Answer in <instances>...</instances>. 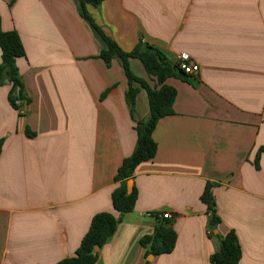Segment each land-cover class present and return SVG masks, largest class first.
Returning a JSON list of instances; mask_svg holds the SVG:
<instances>
[{"label":"crops","instance_id":"1","mask_svg":"<svg viewBox=\"0 0 264 264\" xmlns=\"http://www.w3.org/2000/svg\"><path fill=\"white\" fill-rule=\"evenodd\" d=\"M87 9L123 50L149 44L172 65L186 55L199 66L165 82L176 90L173 114L153 130L155 155L128 180L134 210L96 264H212L231 231L239 264H264V0H105ZM0 20L25 49L16 65L27 95L21 113L10 81L0 82V264H57L75 255L95 215L118 216L115 176L149 117L147 93L131 111L123 67L99 57L76 0H0ZM1 56L0 48V65ZM131 68L155 85L139 60ZM207 183L216 227L201 199ZM160 222L176 232L175 247L147 256L140 241Z\"/></svg>","mask_w":264,"mask_h":264},{"label":"trees","instance_id":"2","mask_svg":"<svg viewBox=\"0 0 264 264\" xmlns=\"http://www.w3.org/2000/svg\"><path fill=\"white\" fill-rule=\"evenodd\" d=\"M105 0H76L81 17L90 25L93 32L99 38L102 49L99 57L110 66L113 60L120 62L128 80L126 98L131 111L135 107L137 95L143 89L147 93L149 117L137 122V142L131 156L126 158L119 167L115 176V182L119 186L112 194L113 208L118 213L102 212L92 219L90 228L81 241L74 256L63 259L57 264H96L98 253L95 247H103L115 234L122 216L134 210L137 191L127 192V182L130 180L137 166L150 160L155 155L157 144L152 134L153 130L164 117L173 114V103L176 90L165 82L171 77L188 76L179 67V64H170L165 55L149 44L139 43L133 50L125 51L96 23L89 13L87 6L98 7ZM0 48L2 62L0 65V82L5 79L10 81L9 100L12 106L19 110L17 101L27 100L23 81L20 77L16 60L25 56L21 38L16 31L5 32L1 29L0 20ZM141 62L149 80L155 82L151 85L148 80L137 77L132 68L131 60ZM3 140L0 139V150ZM213 184L207 183L202 194V201L207 205L211 217V226L216 227L220 218L216 214V202L212 192ZM177 234L174 229L164 222H160L151 236L141 239V245L147 249L146 255L169 254L175 247ZM242 251L236 234L231 231L220 240V250L211 256L212 264H239Z\"/></svg>","mask_w":264,"mask_h":264},{"label":"built area","instance_id":"3","mask_svg":"<svg viewBox=\"0 0 264 264\" xmlns=\"http://www.w3.org/2000/svg\"><path fill=\"white\" fill-rule=\"evenodd\" d=\"M179 67L182 71H184L187 75H194L199 72V66L197 64L190 63L186 55H181L179 57ZM19 111L23 113V101H17L16 102ZM164 219L170 218V214L163 215Z\"/></svg>","mask_w":264,"mask_h":264},{"label":"water","instance_id":"4","mask_svg":"<svg viewBox=\"0 0 264 264\" xmlns=\"http://www.w3.org/2000/svg\"><path fill=\"white\" fill-rule=\"evenodd\" d=\"M7 83H9V81H7ZM127 192H128V194H130V193L132 192L131 181H129L128 184H127ZM99 249H100V248H99L98 246H96V247H95V252H98Z\"/></svg>","mask_w":264,"mask_h":264},{"label":"rangeland","instance_id":"5","mask_svg":"<svg viewBox=\"0 0 264 264\" xmlns=\"http://www.w3.org/2000/svg\"><path fill=\"white\" fill-rule=\"evenodd\" d=\"M135 64H139V62H138V61H134V65H135ZM133 67H134V66H133ZM134 70H135V69H134Z\"/></svg>","mask_w":264,"mask_h":264}]
</instances>
